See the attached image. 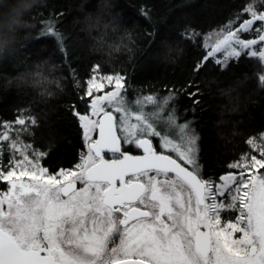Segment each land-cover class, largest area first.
Returning <instances> with one entry per match:
<instances>
[{
	"label": "snow or ice",
	"instance_id": "snow-or-ice-1",
	"mask_svg": "<svg viewBox=\"0 0 264 264\" xmlns=\"http://www.w3.org/2000/svg\"><path fill=\"white\" fill-rule=\"evenodd\" d=\"M34 2L17 0L9 28ZM42 23L40 35L62 45L55 22ZM210 47L209 56L247 50L264 68V0H249ZM258 79L264 84V72ZM105 82L112 90L93 98L90 113H77L87 144L74 168L49 172L44 153L12 135L26 127L0 125V264H264V143L248 141L260 158L229 165L238 172L206 179L195 130L165 114L171 97L130 102L122 75L91 77L85 94Z\"/></svg>",
	"mask_w": 264,
	"mask_h": 264
},
{
	"label": "trees",
	"instance_id": "trees-1",
	"mask_svg": "<svg viewBox=\"0 0 264 264\" xmlns=\"http://www.w3.org/2000/svg\"><path fill=\"white\" fill-rule=\"evenodd\" d=\"M16 2L0 0V12ZM248 2L35 0L0 57V125L26 127L12 135L44 153L40 163L49 172L74 168L86 150L77 115L90 109L93 96L85 94L86 82L122 75L130 102L149 95L158 102L171 97L165 114L195 130L204 178L238 172L229 165L245 155L260 158L248 141L264 143V84L258 79L264 68L246 52L223 62L207 54L210 37L223 33ZM49 20L62 34V45L40 35L42 22ZM154 107L147 105L145 111ZM17 119L26 125H17ZM8 156L5 150V164Z\"/></svg>",
	"mask_w": 264,
	"mask_h": 264
},
{
	"label": "clouds",
	"instance_id": "clouds-1",
	"mask_svg": "<svg viewBox=\"0 0 264 264\" xmlns=\"http://www.w3.org/2000/svg\"><path fill=\"white\" fill-rule=\"evenodd\" d=\"M15 7L16 3L12 4L8 10L0 12V42L6 41V43L0 45V57H3L5 52L8 50L12 41V33L18 26L16 25L14 28H9V22L12 17V10ZM20 23H22L21 20Z\"/></svg>",
	"mask_w": 264,
	"mask_h": 264
},
{
	"label": "rangeland",
	"instance_id": "rangeland-1",
	"mask_svg": "<svg viewBox=\"0 0 264 264\" xmlns=\"http://www.w3.org/2000/svg\"><path fill=\"white\" fill-rule=\"evenodd\" d=\"M216 38H217V35H215V36H213V37H210V46L215 42V40H216ZM210 50H211V47H210ZM247 50H245V52H246ZM211 57H214V58H218V59H220L222 62L223 61H225V60H227L229 57H227V52L226 51H220V52H216L215 53V55L214 56H211ZM99 78V77H98ZM112 89H111V86H109V85H107V83L105 82V88L102 90V91H100V92H93V98L95 97V96H98V95H104L106 92H108V91H111ZM93 98H92V100H93ZM92 102V101H91ZM90 110H91V104H90V109H89V113H90ZM109 111H111L112 109L111 108H109L108 109ZM114 115H116L117 116V118H119V114L118 113H113ZM102 115V114H101ZM100 115V116H101ZM100 116L99 117H94V119H99L100 118ZM79 118V117H78ZM80 121V120H79ZM80 124H81V127H82V130H83V137H84V129H83V126H82V122L80 121ZM118 131V134H119V129L117 130ZM95 135H96V133H93V139H95ZM84 139H85V137H84ZM155 139V138H154ZM153 139V140H154ZM158 141V140H157ZM85 142H86V144H87V141H86V139H85ZM128 146H130L131 148H134L133 146H131V145H128ZM169 154H172V153H169ZM172 155H174V154H172ZM224 213H222V215H223ZM237 235H239V234H237Z\"/></svg>",
	"mask_w": 264,
	"mask_h": 264
},
{
	"label": "flooded vegetation",
	"instance_id": "flooded-vegetation-1",
	"mask_svg": "<svg viewBox=\"0 0 264 264\" xmlns=\"http://www.w3.org/2000/svg\"><path fill=\"white\" fill-rule=\"evenodd\" d=\"M97 134V133H96ZM96 138V135H95ZM155 144V143H154ZM132 154H139L140 150L135 149V148H131V150H129ZM80 185L78 184L77 187H79ZM223 216V215H222Z\"/></svg>",
	"mask_w": 264,
	"mask_h": 264
},
{
	"label": "water",
	"instance_id": "water-1",
	"mask_svg": "<svg viewBox=\"0 0 264 264\" xmlns=\"http://www.w3.org/2000/svg\"><path fill=\"white\" fill-rule=\"evenodd\" d=\"M101 118H102V115L100 116V118H99V119H101ZM96 138H98V135H97V134H96ZM96 138H95V139H96Z\"/></svg>",
	"mask_w": 264,
	"mask_h": 264
}]
</instances>
